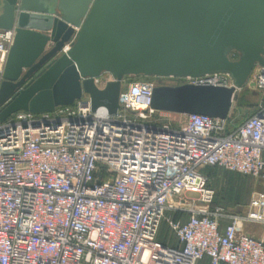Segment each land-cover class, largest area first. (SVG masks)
<instances>
[{"label":"built area","instance_id":"obj_1","mask_svg":"<svg viewBox=\"0 0 264 264\" xmlns=\"http://www.w3.org/2000/svg\"><path fill=\"white\" fill-rule=\"evenodd\" d=\"M14 35L0 28V81ZM252 71L264 92V67ZM185 83L232 81L225 73L152 76L121 87L114 115L81 95L0 122V264H264V234L245 230L264 232V190L239 211L212 207L203 172L215 166L264 183V97L236 126L228 116L180 113L177 126L155 123L153 87ZM162 220L169 243L156 239Z\"/></svg>","mask_w":264,"mask_h":264},{"label":"water","instance_id":"obj_2","mask_svg":"<svg viewBox=\"0 0 264 264\" xmlns=\"http://www.w3.org/2000/svg\"><path fill=\"white\" fill-rule=\"evenodd\" d=\"M12 27L0 122L82 94L92 110L102 105L114 115L126 76L212 73L232 84L157 85L151 107L226 118L254 66L264 67V0H0V28ZM102 73L112 79L98 88L93 78Z\"/></svg>","mask_w":264,"mask_h":264},{"label":"rangeland","instance_id":"obj_3","mask_svg":"<svg viewBox=\"0 0 264 264\" xmlns=\"http://www.w3.org/2000/svg\"><path fill=\"white\" fill-rule=\"evenodd\" d=\"M254 71L250 74L247 83L237 90V98L233 102V107L230 110V122L231 126H235L243 122L249 117L254 107L259 104L264 97L263 91L253 87L252 77ZM145 81L151 79L148 76H126L123 81ZM82 97H86V94H82ZM169 113V114H168ZM158 111L152 115V120L158 124H168L170 126H177L175 122L171 120L178 119L176 113ZM13 115L9 116L7 120L13 119ZM203 172L208 177V185L214 190L213 202L214 206H219L225 210L239 211L245 205L251 195L258 190H264V183L258 179H255L249 175H243L235 171L226 170L220 167L208 166L203 168ZM170 212H166V215H170ZM245 230L256 236H259L263 232V227L258 225L257 231L255 229H249L245 227ZM173 238L166 223L162 220L156 239L162 243H169Z\"/></svg>","mask_w":264,"mask_h":264},{"label":"crops","instance_id":"obj_4","mask_svg":"<svg viewBox=\"0 0 264 264\" xmlns=\"http://www.w3.org/2000/svg\"><path fill=\"white\" fill-rule=\"evenodd\" d=\"M130 81H128L127 79H125V81H123V83H122V88H126L127 86H128V83H129ZM264 93V92H263ZM263 99V98H262ZM236 100V99H235ZM234 100V101H235ZM233 101V102H234ZM233 102H232V106H231V108L233 107ZM231 110V109H230ZM258 110V104L254 107V109H253V111H252V113H251V115L253 114V113H255L256 111ZM228 117L230 118V112H229V115H228ZM238 125V124H237ZM236 126V125H235ZM257 227H258V225H255V224H249V225H246V228H249L250 230L252 229H255L256 231H257ZM264 234V232H262V234H260L258 237H260V236H262ZM207 257H204L203 259H201V260H199L198 262H197V264H206L207 263Z\"/></svg>","mask_w":264,"mask_h":264},{"label":"trees","instance_id":"obj_5","mask_svg":"<svg viewBox=\"0 0 264 264\" xmlns=\"http://www.w3.org/2000/svg\"><path fill=\"white\" fill-rule=\"evenodd\" d=\"M211 206L214 207V202L212 201Z\"/></svg>","mask_w":264,"mask_h":264}]
</instances>
